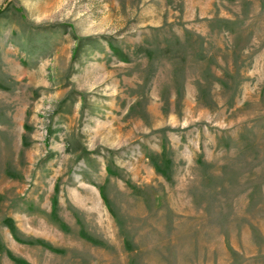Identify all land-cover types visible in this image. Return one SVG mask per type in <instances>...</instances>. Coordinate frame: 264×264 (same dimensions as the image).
I'll list each match as a JSON object with an SVG mask.
<instances>
[{
	"label": "rangeland",
	"instance_id": "rangeland-1",
	"mask_svg": "<svg viewBox=\"0 0 264 264\" xmlns=\"http://www.w3.org/2000/svg\"><path fill=\"white\" fill-rule=\"evenodd\" d=\"M12 257L264 264V0H0Z\"/></svg>",
	"mask_w": 264,
	"mask_h": 264
},
{
	"label": "trees",
	"instance_id": "trees-1",
	"mask_svg": "<svg viewBox=\"0 0 264 264\" xmlns=\"http://www.w3.org/2000/svg\"><path fill=\"white\" fill-rule=\"evenodd\" d=\"M156 169L158 168L157 165H155ZM54 204H55V201H54ZM6 226L9 228V230L14 234L15 233V229L12 227V223L11 221H6L5 222ZM12 260L15 261L16 263H19V264H25L23 261H20L18 259H15L12 257Z\"/></svg>",
	"mask_w": 264,
	"mask_h": 264
}]
</instances>
